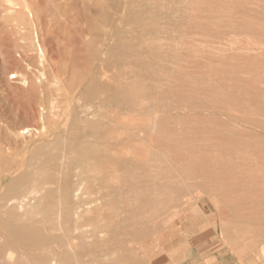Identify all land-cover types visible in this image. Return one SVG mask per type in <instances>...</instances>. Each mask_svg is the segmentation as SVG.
<instances>
[{
  "label": "rangeland",
  "instance_id": "rangeland-1",
  "mask_svg": "<svg viewBox=\"0 0 264 264\" xmlns=\"http://www.w3.org/2000/svg\"><path fill=\"white\" fill-rule=\"evenodd\" d=\"M13 1L14 4L17 2L15 8L7 0H0V163L4 162L0 164V245L4 241L11 246L12 242L15 243L13 251L10 248L15 263L52 264L58 261L56 250L60 249L57 250L58 255L62 250H75L70 257L72 264H264V0H131L132 3L130 0H116L114 6L108 0ZM25 1H33L34 14H38L34 15L35 21L31 20L32 15H27L30 14L28 11H20ZM53 1L56 3V6L53 4L54 8L60 5L59 10L53 9ZM154 4H158V7ZM4 7H7L6 12H3ZM94 10L99 11L94 13ZM134 11L137 15H134ZM53 21H56L55 24L51 23ZM113 54L115 58L119 56L115 61ZM157 58H160L159 63ZM140 64L142 67L138 66ZM38 72H41V77ZM95 73L106 78L98 79ZM92 76L95 79H91ZM97 79L102 81L98 83ZM85 91H91V95H85ZM91 99L96 104H92ZM115 100L120 103L116 104ZM74 106H77V111ZM79 108L91 114L85 118ZM72 114L78 116L77 120L80 118L78 124L72 122ZM103 116L108 119L104 120ZM99 118L103 125L95 128L91 122ZM84 119L91 120L85 125ZM81 122L84 123L82 126ZM21 128L25 135H17ZM28 130L30 134H27ZM56 131L57 135L64 137L61 153L56 158L60 160L59 166L56 165L58 160L55 159L54 164L52 160L35 154L34 150L44 143L46 137L52 140ZM72 132L77 135L78 141L70 134ZM84 144L89 148L91 144L94 154L98 153L99 157L94 156L95 160L102 157L107 161V173H104L108 176H95L99 171L93 173L90 170L93 173L90 174L87 168L86 173L81 171L83 168L76 173L78 167L72 162L77 160L76 155L80 152L74 155L69 153L68 156L65 149L72 145L83 148ZM15 158L22 161L19 163ZM61 161H68V167L64 168L66 163ZM27 162L32 167L27 166ZM14 163L16 168L12 166ZM39 163L42 168L36 167ZM53 164L56 166H51ZM21 169L33 174L24 183L28 190L26 187L23 190L27 192L33 185L44 184L42 177L49 173L54 180L69 173L78 181L81 189L83 185L86 188L79 191V196H82L80 201L77 200V205L88 202L89 196V201L91 197L93 200L98 195L97 189L93 197L95 187L99 188L101 181H107L105 204L97 208L94 214L82 209L80 212L85 210L84 216L78 218L71 215L73 220L70 219L67 224L69 227L61 225L59 213L63 208L60 202L56 204L61 189L52 183L58 197L49 206L55 207L50 209L47 206L45 210L31 212V216L39 220L37 223L42 226L39 228L43 229L42 236L47 242L37 246L29 243L19 245L4 226L3 222L13 219L3 202L6 197L19 195L8 190L12 188V178L19 175ZM147 176H152V179H146ZM88 178L96 185L91 180L87 181ZM133 179L144 189L135 192L128 184L134 182ZM165 184L169 188L166 189ZM90 189L93 192L87 195ZM71 207L74 211L76 205L71 204ZM56 209H59V213ZM85 216L87 220H90L89 217L94 220L87 221ZM44 217L48 218L45 227L41 223ZM82 219L88 225L83 224ZM87 245H91L89 249ZM7 252L4 250L0 254L2 259ZM28 252L31 258L27 256Z\"/></svg>",
  "mask_w": 264,
  "mask_h": 264
},
{
  "label": "bare ground",
  "instance_id": "bare-ground-1",
  "mask_svg": "<svg viewBox=\"0 0 264 264\" xmlns=\"http://www.w3.org/2000/svg\"><path fill=\"white\" fill-rule=\"evenodd\" d=\"M42 1V0H41ZM56 1V0H55ZM55 1H53L52 2V6H53V4L55 3ZM58 1V0H57ZM95 1V0H94ZM98 0H96V2H97ZM125 1V0H124ZM137 1V0H136ZM7 2L8 3H11L10 5H12V4H14V1L13 0H7ZM7 2H5V3H7ZM33 2V1H32ZM29 3V1L27 2V1H25L24 2V4L21 6L22 8H20L19 6V8L21 9L20 11L22 12V13H25L26 11H28L27 13H30V14H27V15H32V19L31 20H34L33 18H34V15L35 16H38V14H34V11H36L35 10V8H34V3ZM48 2V1H47ZM68 3H69V1H67ZM73 2V1H72ZM108 2H109V4H112L113 6H114V4L116 3V0H108ZM120 2H121V0H120ZM127 2V1H126ZM130 2H131V0H130ZM3 3V2H2ZM36 3V5L38 4L37 2H35ZM68 3H66L67 4V6H68ZM82 3H84V1L82 2ZM132 3V2H131ZM142 3H146V2H144V1H142ZM174 3V2H173ZM181 3V2H180ZM60 4V3H59ZM58 4V5H59ZM70 4V3H69ZM85 4V3H84ZM121 4V3H120ZM122 4H123V2H122ZM125 4V3H124ZM129 4V3H128ZM148 4V3H147ZM146 4V5H147ZM15 5H17V2H16V4H14V8H15ZM47 5H48V3H47ZM98 5H99V3H98ZM117 5V4H116ZM115 5V6H116ZM136 5V4H135ZM140 5V3L138 4V6ZM149 5V4H148ZM153 5V4H152ZM155 5V4H154ZM158 5V4H157ZM157 5H155V6H157ZM50 6V5H49ZM54 6H56V3H55V5ZM54 6H53V9H55V10H59V6L58 7H56V8H54ZM66 6V5H65ZM64 6V7H65ZM66 6V7H67ZM71 6L72 7H74L72 4H71ZM79 6H80V4H79ZM82 6V5H81ZM124 6H126V5H124ZM155 6H153V7H155ZM161 6V5H160ZM172 6V5H171ZM1 7V6H0ZM97 8L99 7V6H96ZM109 7H110V5H109ZM119 7V6H118ZM130 7V6H129ZM132 7V6H131ZM142 7H144V6H142ZM142 7H140V9L142 8ZM146 7H148V6H146ZM145 7V8H146ZM149 7H152V6H149ZM152 7V8H153ZM158 7V6H157ZM168 7H170V6H168ZM5 8H7V7H4V9ZM17 8V7H16ZM68 8H71V7H68ZM75 8H77V7H75ZM74 8V9H75ZM79 8V7H78ZM119 8H122L121 6L119 7ZM144 8V9H145ZM162 8V7H161ZM164 8V7H163ZM18 9V8H17ZM46 9H51V8H49V7H47ZM53 9H51V10H53ZM73 9V10H74ZM83 9H85V6H83ZM103 7H102V11H103ZM105 9H107L106 7H105ZM143 9V8H142ZM155 9V8H154ZM8 10H10V8L8 9ZM7 10V11H8ZM11 10H14L13 8H11ZM26 10V11H25ZM113 10V9H112ZM116 10V9H115ZM126 10V9H125ZM145 10H147V9H145ZM165 10V9H164ZM25 11V12H24ZM65 11H67V9L65 10ZM75 11V10H74ZM78 11H80V9L78 10ZM84 11V10H83ZM96 11H99V10H94V13L96 12ZM120 11H122V10H120ZM124 11V10H123ZM148 11H150V10H148ZM157 11V10H156ZM3 12H6V9H5V11H3ZM12 12V11H11ZM63 12H64V9H63ZM106 12H107V10H106ZM108 12H110V11H108ZM107 12V13H108ZM113 12V11H112ZM116 12V11H115ZM135 12V11H134ZM152 12H155V11H152ZM165 12V11H164ZM167 12V11H166ZM32 13V14H31ZM66 12H64V14H65ZM75 13V12H74ZM77 13V12H76ZM75 13V14H76ZM124 13V12H123ZM132 13H133V10H132ZM137 12H135V14L134 15H137L136 14ZM144 13V12H143ZM145 13H147V12H145ZM157 14H160L161 15V13H158V12H156ZM175 13V12H174ZM64 14H62V15H64ZM68 14V13H67ZM67 14H66V16H67ZM116 14V13H115ZM127 14V13H126ZM125 14V15H126ZM131 14V13H130ZM162 14H164V13H162ZM168 14V13H167ZM170 14V13H169ZM20 15V14H19ZM18 15V16H19ZM23 15V14H22ZM96 15H97V13H96ZM117 15V14H116ZM115 15V16H116ZM121 15V14H120ZM128 15V14H127ZM126 15V16H127ZM166 15V14H165ZM7 16V15H6ZM10 16H12V14L10 15ZM44 16V15H43ZM47 15H45V17H46ZM65 16V15H64ZM65 16V17H66ZM75 16V15H74ZM112 16V15H111ZM115 16H114V18H115ZM119 16V15H118ZM145 16V15H144ZM167 16V15H166ZM45 17H43V18H45ZM53 17V16H52ZM76 17V16H75ZM107 17H108V14H107ZM110 17V16H109ZM129 17H130V15H129ZM139 17V16H138ZM162 17H163V15H162ZM165 17V16H164ZM168 17L170 18L171 16H169L168 15ZM20 18V17H19ZM46 18H49V16H47ZM68 18V17H67ZM87 18V17H86ZM85 18V19H86ZM131 18V17H130ZM129 18V19H130ZM135 18H136V16H135ZM144 18V17H143ZM142 18V19H143ZM151 18H153V17H151ZM156 18L157 17H155L154 19L156 20ZM168 18V19H169ZM52 19V18H51ZM111 19V18H110ZM133 19V18H132ZM140 18H138L137 20H139ZM145 19V18H144ZM162 19V18H161ZM18 20H20V19H18ZM48 20H50V19H48ZM67 20V19H66ZM70 20H73V19H71L70 18ZM76 20V19H75ZM86 20H88V18L86 19ZM127 20V19H126ZM125 20V21H126ZM134 20V19H133ZM146 20V19H145ZM153 20V19H152ZM163 20H164V18H163ZM180 20V19H179ZM23 21V20H22ZM25 21V20H24ZM23 21V22H24ZM35 21V20H34ZM63 21H65V20H63ZM74 21V20H73ZM90 21V20H89ZM89 21L87 22L88 24H89ZM136 21V20H135ZM143 21V20H142ZM141 21V22H142ZM166 21H168V20H166ZM17 22V25H19L18 24V21H16ZM26 22V21H25ZM28 22V21H27ZM43 22H44V20H43ZM54 22H56V21H53V22H51V23H54ZM67 22V21H66ZM92 22H93V20H92ZM137 22V21H136ZM138 22H140V21H138ZM161 22V21H160ZM22 23V22H21ZM29 23V22H28ZM32 23L34 24L35 22H33L32 21ZM40 23V22H39ZM70 23V22H69ZM131 23V22H130ZM162 23H164L163 21H162ZM30 24V23H29ZM32 24V25H33ZM55 24V23H54ZM58 24H59V22H58ZM68 24V23H67ZM137 24H139V23H137ZM8 25V24H7ZM21 25V24H20ZM31 25V24H30ZM34 25H36V24H34ZM37 25H38V23H37ZM41 25V24H40ZM45 25L47 26V28H48V24H47V22L45 21ZM139 25H141V24H139ZM16 26V25H15ZM46 26H43L44 28H46ZM51 26V25H50ZM66 26V25H65ZM11 27H13V26H11ZM22 27V26H21ZM88 27V26H87ZM86 27V28H87ZM152 27V26H151ZM14 28H17V27H14ZM14 28H11V29H14ZM34 28V27H33ZM148 29H149V27H147ZM156 28V27H155ZM18 29V28H17ZM21 29V28H20ZM51 29V28H50ZM139 29V28H138ZM157 29V28H156ZM19 30V29H18ZM140 30V29H139ZM142 30H144V29H142ZM141 30V31H142ZM150 30V29H149ZM154 29H152V34H153V31ZM22 31H23V29H22ZM108 31V30H107ZM117 31V30H116ZM115 31V32H116ZM156 31V30H155ZM19 33H20V31H18ZM40 32H41V30H40ZM87 32H88V30H87ZM118 32V31H117ZM19 33H18V35H19ZM105 33V32H104ZM103 33V34H104ZM132 33V32H131ZM137 33V32H136ZM159 33V32H158ZM86 34V33H85ZM100 34H102V33H100ZM106 34V33H105ZM138 34V33H137ZM163 34V33H162ZM166 34V33H165ZM20 35H21V33H20ZM149 35V34H148ZM160 35V34H159ZM117 36V35H116ZM127 36V35H126ZM132 36H134V35H132ZM161 36V35H160ZM163 37H165V36H163ZM8 38V37H7ZM120 38H122V37H120ZM129 38H130V36H129ZM128 38V39H129ZM133 39L135 38V36L134 37H132ZM167 38V37H166ZM39 39V38H38ZM117 39H118V37H117ZM124 39H126V38H123V40ZM139 39V38H138ZM132 40V39H131ZM41 41V40H40ZM144 41V40H143ZM150 41V40H149ZM37 42H39V40L37 41ZM35 44H36V42H34ZM120 43H121V41H120ZM35 44H34V46H33V48L35 47ZM118 44V43H117ZM132 44V43H131ZM37 45V44H36ZM39 45V44H38ZM41 46H42V44H40ZM123 45V44H122ZM142 45V44H141ZM40 46V47H41ZM126 45H124V47H125ZM133 46V45H132ZM31 47V46H30ZM39 47V46H38ZM39 47V48H40ZM127 47V46H126ZM135 48V47H134ZM129 49V48H128ZM133 49V48H132ZM131 49V50H132ZM122 50V49H121ZM114 51V50H113ZM124 52V51H123ZM110 53V52H109ZM117 53H119V52H117ZM140 53V52H139ZM165 53V52H164ZM121 54H123V53H121ZM126 54V53H125ZM131 54H133V53H131ZM144 54V53H143ZM153 54H155V53H153ZM9 55V54H8ZM114 55L115 54H113L112 56H113V58L112 59H114L113 61H115V59H118V57L119 56H117V58H115L114 57ZM129 55V54H128ZM139 56H140V54H138ZM146 55V54H145ZM158 55H159V53H158ZM177 55V54H176ZM41 56V55H40ZM57 56V55H56ZM116 56V55H115ZM129 56H131V55H129ZM161 56V55H160ZM9 57V56H8ZM121 57V56H120ZM123 57V56H122ZM134 57V56H133ZM146 57H148V56H146ZM154 57H155V55H154ZM106 58H109V57H107L106 56ZM126 58V57H125ZM135 59H136V57H134ZM149 58H151V57H149ZM110 59V58H109ZM121 59V58H120ZM119 59V60H120ZM131 59V58H130ZM134 59V60H135ZM140 59V58H139ZM155 59V58H154ZM158 59V58H157ZM160 59V58H159ZM159 59H158V63H159ZM105 60H107V59H105ZM118 60V61H119ZM122 60V59H121ZM134 60H132V61H134ZM108 61V60H107ZM111 61V60H110ZM124 61V60H123ZM136 61V60H135ZM135 61H134V64H136L135 63ZM161 61V60H160ZM121 62V61H120ZM120 62H118V63H120ZM129 62V61H128ZM137 62V61H136ZM148 62H149V60H148ZM130 63H131V61H130ZM129 63V64H130ZM138 63V62H137ZM151 63V62H150ZM153 63V62H152ZM155 63V62H154ZM133 64V63H132ZM156 65H157V63H155ZM111 65H113V63L111 64ZM122 65H124V63H122ZM127 65V64H126ZM114 66V65H113ZM138 66H141V64L140 65H138ZM8 67H9V65H8ZM142 67V66H141ZM122 68V67H121ZM163 68V67H162ZM7 69V68H6ZM80 69V68H79ZM144 69V68H143ZM164 69V68H163ZM5 71V69H2L1 71ZM102 70H104V68L102 69ZM101 70V71H102ZM125 70V69H124ZM141 70H142V68H141ZM154 70V69H153ZM144 71L146 72V70L144 69ZM150 71V70H149ZM6 72V71H5ZM12 72V71H11ZM11 72H9V74H11ZM107 72V71H106ZM128 72V71H127ZM131 72V71H130ZM14 73V72H13ZM39 73V72H38ZM37 73V74H38ZM105 73V72H104ZM137 73V72H136ZM152 73V72H151ZM2 74H3V72H2ZM7 74V73H6ZM41 74V72L39 73V77H41L42 75H40ZM43 74V73H42ZM96 74V73H95ZM97 74H98V72H97ZM96 74V75H97ZM100 74V73H99ZM98 74V75H99ZM106 74V73H105ZM150 74V73H149ZM97 75V76H98ZM109 75V74H108ZM113 75V74H112ZM116 75H117V73H116ZM141 75H142V73H141ZM145 75H146V73H145ZM94 76V75H93ZM93 76H92V78L91 79H95V77L93 78ZM113 76H115V75H113ZM143 76V75H142ZM116 77V76H115ZM119 76H117V78H118ZM124 77H125V75H124ZM99 78H103V79H105L102 75L101 76H98V79ZM116 78V79H117ZM120 78V77H119ZM141 78H143V77H141ZM91 79H90V81H91ZM98 79H97V81H98ZM109 79V78H108ZM110 79H111V77H110ZM114 79V78H113ZM113 79H112V81H113ZM140 79V78H139ZM26 80H28V79H26ZM26 80H24L23 82H25ZM119 80V79H118ZM124 80V79H123ZM97 81L95 82V84L97 83ZM99 81H102V79L101 80H99ZM99 81H98V83H99ZM105 81H107V80H105ZM117 81V80H116ZM115 81V82H116ZM92 82V81H91ZM114 82V81H113ZM135 82V81H134ZM144 82V81H143ZM93 83H94V81H93ZM101 83H103V82H101ZM107 83H109V82H107ZM107 83H105V84H107ZM111 83V82H110ZM118 83H120V82H118ZM126 83V82H125ZM129 83V82H128ZM151 83V82H150ZM158 83H160V82H158ZM141 84H143V83H141ZM152 84V83H151ZM154 84V83H153ZM79 85V84H78ZM112 85H113V83H112ZM126 85V84H125ZM160 85V84H159ZM161 85H162V83H161ZM164 85V84H163ZM88 86H89V88H90V85L88 84ZM87 86V87H88ZM93 86V85H92ZM99 86V85H98ZM101 86H103L102 84H101ZM105 86V85H104ZM103 86V87H104ZM107 86H109V84L107 85ZM110 86H111V84H110ZM118 86H119V84H118ZM118 86L116 87V88H118ZM20 87V86H19ZM33 88L35 87V86H32ZM31 87V88H32ZM86 87V88H87ZM94 87V86H93ZM95 87H96V85H95ZM94 87V88H95ZM147 87H149V85L147 86ZM86 88H84V89H86ZM98 88V87H97ZM133 88V87H132ZM7 89H9V87L7 88ZM91 89V88H90ZM103 89V88H102ZM110 89H112V87L110 88ZM114 89V88H113ZM129 89H131V88H129ZM41 90V89H40ZM58 90V89H57ZM109 90V89H108ZM117 90H119V88L117 89ZM123 90H124V88H123ZM126 90V89H125ZM151 90V89H150ZM47 91V90H46ZM113 91H115V90H113ZM80 92H84V91H80ZM88 92V91H87ZM89 92H91V91H89ZM86 93V91H85V95H88V94H90V93ZM149 92V91H148ZM128 93V92H127ZM5 94V93H4ZM12 94V93H11ZM73 94V93H72ZM82 94V93H81ZM83 94V95H84ZM104 94V93H103ZM112 94V93H111ZM114 94V93H113ZM155 94H158V93H155ZM71 95V94H70ZM80 95V94H79ZM84 95V96H85ZM91 95V94H90ZM102 95V94H101ZM124 95H125V92H124ZM128 95V94H127ZM83 96V97H84ZM100 96V95H99ZM109 96H111V95H109ZM13 97V96H12ZM79 98H81L80 96H78ZM83 97H82V99H83ZM95 97H96V95H95ZM108 97V96H107ZM126 97V96H125ZM14 98V97H13ZM78 98V99H79ZM92 98H94V96L92 97ZM97 98V97H96ZM112 98V97H111ZM4 99V98H3ZM86 99V98H85ZM84 99V100H85ZM107 99H109V98H107ZM123 99V98H122ZM2 100V99H1ZM94 100H95V98H94ZM120 100V99H119ZM26 101V100H25ZM106 101V100H105ZM122 101V100H121ZM133 101V100H132ZM24 102V101H23ZM91 102H93L92 101V99H91ZM113 102V101H112ZM111 102V103H112ZM88 103V102H87ZM98 103V102H97ZM106 103V102H105ZM115 103H116V100H115ZM118 103H120V102H118ZM118 103H116V104H118ZM131 103V102H130ZM135 103V102H134ZM92 104H96V103H92ZM109 104V103H108ZM127 104V103H126ZM84 105H86V104H84ZM88 105H90V103L88 104ZM92 106H94V105H92ZM97 106H98V104H97ZM121 106V105H120ZM132 106V105H131ZM17 107V106H16ZM77 107V106H76ZM76 107L74 106V109H76ZM87 108H89L88 106H86ZM106 107H107V105H106ZM106 107L104 108L105 110H106ZM127 107V106H126ZM133 107V106H132ZM9 108V107H8ZM29 108V107H28ZM54 108V107H53ZM92 108V107H91ZM95 108H97V107H95ZM19 109H21L20 107H19ZM73 109V110H74ZM101 109V108H100ZM121 109V108H120ZM128 109V108H127ZM13 110V109H12ZM22 110H24V109H22ZM31 110V109H30ZM37 110V109H36ZM54 110V109H53ZM73 110H71L72 111V113H74V112H76L77 111V109H76V111H73ZM81 109L79 108V111H80ZM89 110V109H88ZM92 110V109H91ZM94 110V109H93ZM92 110V111H93ZM17 112H18V109H17ZM17 112H15V113H17ZM53 112V111H52ZM81 113H82V116H84L85 118H86V116H88L89 114H91L90 113V111H89V114H88V112H87V110H85V109H82L81 111H80ZM79 112V113H80ZM93 112H95V111H93ZM102 112V111H101ZM107 112V111H106ZM22 113V112H21ZM23 113H25V111L23 112ZM99 113L100 112H98V115H99ZM3 114V113H2ZM13 114V113H12ZM71 114V113H70ZM74 114H77V113H74ZM74 114H72L71 115V118L74 116ZM93 114V116L94 115H96V113H92ZM155 114V113H154ZM25 114H23V116H24ZM81 115V114H80ZM97 115V117H99ZM103 115H104V113H103ZM113 115V114H112ZM17 116H20V115H17ZM7 117V116H6ZM6 117H4V119H6ZM21 117V116H20ZM39 117V116H38ZM74 117L76 118V120L74 119ZM72 119L73 120H75V121H73L72 119V122H76L77 123V121L78 122H80L79 121V119L77 120V117L76 116H74ZM80 117V116H79ZM104 117V116H103ZM103 117H101V119L103 118ZM24 118V117H23ZM25 118H26V116H25ZM35 118V117H34ZM70 118V117H69ZM82 118V117H81ZM91 118V117H90ZM105 119L104 120H107L106 119V117H104ZM1 119V118H0ZM9 119V118H8ZM18 119V118H17ZM22 119V118H21ZM44 119V118H43ZM7 120V119H6ZM29 120V119H28ZM91 120V119H90ZM89 120V121H90ZM95 121H93V123L91 122V124H93V126L96 128L97 126H100V118L99 119H94ZM25 121V120H24ZM46 121V120H45ZM45 121H44V123H45ZM84 123H85V125H87V123H89V121H87L86 119H84V120H82ZM102 121V120H101ZM1 122H2V120H1ZM17 122H19V121H17ZM83 122H81V126H82V123ZM106 122V121H105ZM74 124V125H76L77 126V124ZM83 123V124H84ZM104 123V122H103ZM108 123H109V121H108ZM12 124V123H11ZM32 124V123H31ZM45 124H47V121H46V123ZM68 124V123H67ZM103 124H101V126H102ZM111 125V124H110ZM45 126H47V125H45ZM49 126V125H48ZM47 126V127H48ZM66 126V125H65ZM70 126V125H69ZM89 126V125H88ZM92 126V125H91ZM111 126H113L114 127V125L112 124ZM42 127V126H41ZM44 127V126H43ZM42 127V128H43ZM71 127V126H70ZM75 127V126H74ZM41 128V129H42ZM66 128H69L68 126L66 127ZM87 128H89V130H95V129H90V127H87ZM98 128H100V127H98ZM22 129V128H21ZM31 129V128H30ZM44 129V128H43ZM108 129V128H107ZM112 129H114V128H112ZM127 129V128H126ZM144 129V128H143ZM66 130V129H65ZM70 130V129H69ZM71 130H73V129H71ZM79 130V129H78ZM78 130H77V132H78ZM85 130V129H84ZM87 130V129H86ZM85 130V131H86ZM26 131V130H25ZM32 131V130H31ZM40 131V130H39ZM61 131V130H60ZM76 131V130H75ZM30 131L28 130L27 131V134L29 133ZM66 132V131H65ZM65 132H64V135H65V137H66V134H65ZM68 132V131H67ZM81 132V131H80ZM91 132V131H90ZM99 132V131H98ZM101 132V131H100ZM119 132V131H118ZM129 132H131V131H129ZM55 133V132H54ZM83 133V132H82ZM87 133H89V132H87ZM86 133V134H87ZM94 133V132H93ZM93 133H92V135H93ZM107 133V132H106ZM143 133V132H142ZM12 134V133H11ZM18 134H20V135H25V132H24V129H22L19 133H17V135ZM30 134V133H29ZM35 134H37V133H35ZM59 134V133H58ZM70 134H73V132L72 133H70ZM85 134V133H84ZM85 134V135H86ZM74 135V134H73ZM105 135V134H104ZM29 136V135H28ZM32 136V135H31ZM81 136V135H80ZM103 136V135H102ZM133 136V135H132ZM139 136V135H138ZM72 137V136H71ZM73 137H75V139L77 138V135L75 136H73ZM84 137V136H83ZM82 137V138H83ZM88 137V136H87ZM127 137V136H126ZM125 137V138H126ZM137 137V136H136ZM64 138V137H63ZM63 138H62V136H60V135H57V131H56V133H55V136L53 137V139L51 140L50 139V137H49V139H48V137H46L45 139H44V143L42 144V145H40L39 144V146L37 147V148H35L34 150H35V154H39V155H41L40 157H45V158H48V160H52V162L54 163V164H56V165H58L59 164V161L60 160H58V159H56V158H58L59 156V153H61V142H62V144H63ZM68 138V137H67ZM103 138V137H102ZM128 138V137H127ZM135 138V137H134ZM139 138V137H138ZM18 140H19V138H17ZM61 139H62V141H61ZM66 139V138H65ZM79 139V138H78ZM92 139V138H91ZM107 139V138H106ZM20 140H21V137H20ZM67 140V139H66ZM77 140V139H76ZM80 140V139H79ZM82 140V139H81ZM87 140V139H86ZM97 140V139H96ZM101 140V139H100ZM23 141H24V139H23ZM78 141V140H77ZM101 141H103V140H101ZM117 141H119V140H117ZM116 141V143L118 144V142ZM16 142H17V140H16ZM19 142H21V141H19ZM66 144H67V141L65 142ZM70 144H73L72 142H69ZM79 143H80V141H79ZM83 143V142H82ZM90 143V142H89ZM89 143H86L87 145H89ZM98 143H100V142H98ZM103 143V142H102ZM109 143V142H108ZM25 144V143H24ZM96 144V143H95ZM94 144V145H95ZM106 144V143H105ZM85 145V144H84ZM93 145V146H94ZM97 145V144H96ZM95 145V146H96ZM102 145V144H101ZM104 145V144H103ZM111 145V144H110ZM16 146V145H15ZM23 146V145H22ZM21 146V147H22ZM25 146V145H24ZM23 146V147H24ZM98 147H99V144L97 145ZM106 146H107V144H106ZM12 147V146H11ZM22 147V148H23ZM68 148H66L65 149V153H68V156H70V154L72 155H74V153L75 152H80L78 155H76L77 157H76V161L75 162H72L71 160V162L72 163H74L75 164V166L76 167H78V168H76L77 170H76V173L77 172H84L85 171V173H86V170L88 169V172L91 170L93 173H95L94 171H99V175L98 174H95V176L97 175V176H100V177H105V175H107V174H105L104 172H106L107 171V167H108V164H107V161L105 160V159H102V157H101V159L100 160H95L94 159V156H97V157H99L98 156V153H97V155L96 154H94L95 153V151L94 150H91V144H90V148L89 147H87L86 145L85 146H83V148H80L78 145H75V146H71V147H69V146H67ZM98 147L97 148H95L94 147V149L96 150V149H98ZM104 147H105V145H104ZM105 148H107V147H105ZM27 149V148H26ZM101 151H102V149H100ZM107 150V149H106ZM30 151V150H29ZM32 151V150H31ZM23 152V151H22ZM98 152H100V151H98ZM103 152V151H102ZM70 153V154H69ZM101 153V152H100ZM104 153V152H103ZM103 153H102V155H103ZM108 153V152H107ZM107 153H106V156H107ZM18 154V153H17ZM117 154V153H116ZM19 155V154H18ZM20 155H22V154H20ZM67 155V154H66ZM99 155H101V154H99ZM115 155V154H114ZM58 156V157H57ZM65 156V155H64ZM104 156V155H103ZM109 156V155H108ZM14 157H15V155H14ZM21 157H23V155L21 156ZM28 157V156H27ZM72 157V156H71ZM96 157V158H97ZM117 157V156H116ZM166 157V156H165ZM30 158V157H29ZM66 158V157H65ZM73 158V157H72ZM104 158H106V157H104ZM114 158V157H113ZM16 159V158H15ZM14 159V160H15ZM18 159V158H17ZM16 159V160H17ZM27 159V158H26ZM43 159V158H42ZM55 159L56 160H58V161H56V163H55ZM69 159H70V157H69ZM97 159H99V158H97ZM115 159V158H114ZM16 160H15V162H16ZM33 160H35V158L33 159ZM48 160H47V162H48ZM54 160V161H53ZM62 160V159H61ZM73 160V159H72ZM161 160V163L163 162L162 161V159H160ZM0 161H1V159H0ZM6 162H7V160H5ZM22 160H20V162H21ZM42 160H40V162H41ZM17 162H19V159H18V161ZM19 162V163H20ZM26 162V161H25ZM29 162V161H28ZM27 162V163H28ZM32 162V161H31ZM35 162V161H34ZM33 162V163H34ZM51 162V163H52ZM62 163L63 162H65V161H61ZM66 162H68V161H66ZM65 162V163H66ZM70 162V163H71ZM168 162V161H167ZM1 163H3L4 164V162L2 161ZM0 163V164H1ZM19 163L17 164V165H19ZM32 163V165L33 166H35V164H33ZM44 163V162H43ZM45 163H46V161H45ZM44 163V164H45ZM50 163V164H51ZM160 163V162H159ZM9 164H10V166H11V160L9 161ZM51 165V166H56V165ZM69 164V163H68ZM167 164V163H166ZM15 166V163L14 164H12V166ZM27 165V164H26ZM90 165V166H89ZM174 165V164H173ZM27 166H29V167H32L31 166V164H29L28 163V165ZM41 167V163H39V165L38 164H36V167ZM59 166V165H58ZM57 166V167H58ZM67 166V163H66V165L64 166L63 165V167L65 168ZM107 166V167H106ZM0 167H1V165H0ZM5 167V166H4ZM17 166H15L14 168H16ZM35 167V168H36ZM37 167V168H38ZM43 167V166H42ZM41 167V168H42ZM46 167H47V163H46V166H45V169H46ZM57 167H54V168H56V170H57ZM68 167V166H67ZM79 167H81V168H79ZM124 167V166H123ZM153 167V166H152ZM171 167V166H170ZM11 168H13V167H11ZM11 168H9L10 170H11ZM26 168V167H25ZM41 168H40V170H41ZM71 168H72V166H71ZM83 168V170H81ZM85 168H87V169H85ZM160 168V167H159ZM26 169H28V168H26ZM25 169V170H26ZM30 169V168H29ZM33 169H34V167H33ZM68 169V168H67ZM67 169H65V170H67ZM70 169V168H69ZM79 169V170H78ZM123 169V168H122ZM169 169V168H168ZM24 170V171H25ZM37 170H39V169H37ZM40 170L38 171V173H40ZM44 170V169H43ZM63 170V169H62ZM64 170V172L66 173V171ZM75 170V169H74ZM81 170V171H80ZM119 170H121V169H119ZM170 170V169H169ZM8 171V170H7ZM22 171V169L20 170V172ZM58 171V170H57ZM90 171V174L92 173ZM125 171V170H124ZM136 171V170H135ZM174 171V170H173ZM56 172V171H55ZM67 172H68V170H67ZM87 172V173H88ZM126 172H128V171H126ZM137 172V171H136ZM158 172V171H157ZM168 172V171H167ZM187 172V171H186ZM34 173H37L36 171L34 172ZM62 173V172H61ZM75 173V172H74ZM85 173H82L83 175L85 174ZM92 173V174H93ZM107 173V172H106ZM121 173V172H120ZM164 173V172H163ZM51 173H49V174H47L48 176H46V177H42V179H44V184L43 183H40V185H38V184H36L35 185V187H34V185H33V187L27 192L26 190H28V187L27 186H25L26 187V192L23 190V188L25 189V187H24V183H25V181L28 179V178H30V177H32L33 176V174L31 173V172H21L19 175L17 174V176H16V174H15V176L16 177H14V178H12V188L11 189H9L8 191L9 192H13V193H16V194H19V195H15V196H13V197H6V196H4V197H6L7 199L3 202V206L5 207V206H7V212L10 214V216H11V218L13 219L12 221H6V222H3L4 223V226H5V228H6V231H7V233H9L11 236H13L14 238H16L17 240H18V244L19 245H22V246H25V245H27V243H29V244H33V245H40V244H43V243H46L47 241H46V239L45 238H43V236H42V230H40V228H39V226H41V225H39L37 222L39 221V220H36L35 219V217H32L31 215V212L32 211H34V210H39V209H43V210H45L46 208H47V206H49L50 204H54L55 203V201H56V199H57V195H55L57 192V190L56 189H54L53 188V185H51L52 183H54V184H57V187H58V189H61L60 191H61V196L58 198V200L59 201H57V203L56 204H58V202H60V204H61V211H62V213L60 214L59 213V209H56L58 212L57 213H59V215H60V217H61V225H67V224H69L70 223V219H72L71 218V215H76L75 217H82V216H84L85 214V210H83L82 212H80L82 209H87V211L86 212H91L92 214H94V211L96 212L97 210V208L99 209V207L100 206H102V205H104L103 204V202H104V200H106V199H104V196H105V191H106V188H107V183H105V182H107V181H101L100 182V180H99V182H100V185H98L99 186V188H96L95 187V190H94V194H93V197L95 196V191H96V193H97V189H98V195L96 194V196L94 197V199L92 200V197H91V200L89 201V199H90V196H89V199H88V202L86 201V202H84V203H82V204H79V205H77V200L79 199V201H80V197L82 196L81 194V196H79V191L81 190V191H83V188L84 189H86L85 187H84V185H83V188L81 189V185H79V183H78V181L76 180V179H74V177L72 176H69V173H68V175H62V176H59L57 179H55L54 180V177H52V176H49ZM67 174V173H66ZM73 174V173H72ZM105 174V175H104ZM125 174V173H124ZM126 174H128V173H126ZM184 174V173H183ZM37 175V174H36ZM40 175V174H39ZM39 175H37V176H39ZM44 175V174H43ZM56 175V174H55ZM60 175V174H59ZM73 175H75V174H73ZM77 175V174H76ZM88 175H89V173H88ZM112 175V174H111ZM10 176H11V174H10ZM14 176V175H13ZM80 176H81V174H80ZM108 176V175H107ZM34 177H36V176H34ZM88 177H92V176H88ZM94 177V176H93ZM118 177H119V175H118ZM121 177V176H120ZM151 177V179H152V176H147V177H145L146 179H149ZM56 178V177H55ZM77 178H78V176H77ZM106 178H108V177H106ZM9 179V178H8ZM31 179V178H30ZM33 179V178H32ZM38 179V178H37ZM37 179H35V181L37 180ZM102 179V178H101ZM124 179V178H123ZM193 179V178H192ZM9 180H11V179H9ZM85 180V179H84ZM83 180V181H84ZM89 180V182H90V180L91 179H87V181ZM96 180H98V179H96ZM130 180V179H129ZM169 180H170V178H169ZM173 180V179H172ZM92 181V180H91ZM127 181V180H126ZM133 181H134V179H133ZM8 182V181H7ZM9 182H11V181H9ZM40 182H42L41 181V179H40ZM162 182V181H161ZM30 183V182H29ZM36 183V182H35ZM45 183H46V185H45ZM50 184L49 186H48V184ZM91 183H93V181L91 182ZM95 183V182H94ZM93 183V184H94ZM98 183V182H97ZM139 182H129L128 184H130L131 186H132V188L135 190V192L136 191H138L139 189L140 190H143L144 188V186L142 185V184H138ZM32 184H33V182H32ZM81 184H83V183H81ZM85 184H87V183H85ZM90 184V183H89ZM11 185V184H10ZM25 185H27V184H25ZM95 185H96V183H95ZM94 185V186H95ZM145 185V184H144ZM32 186V185H31ZM30 185H29V187H31ZM51 186V187H50ZM91 186H92V184H91ZM110 186V185H109ZM108 186V187H109ZM5 187H7V186H5ZM89 187V186H88ZM112 187V186H111ZM110 187V188H111ZM115 187V186H114ZM113 187V188H114ZM121 187V186H120ZM119 187V188H120ZM123 187H126V186H123ZM123 187H121V188H123ZM183 187V186H182ZM90 188V187H89ZM116 188V187H115ZM121 188H120V190H121ZM165 188L167 189V188H169L168 187V185L167 184H165ZM133 189H131V192H133ZM5 190H6V188H5ZM12 190V191H11ZM63 190V191H62ZM89 190V189H88ZM111 190V189H110ZM139 190V191H140ZM3 191V190H2ZM86 191V190H85ZM84 191V192H85ZM90 191H91V189H90ZM89 191V194L87 193V192H85V193H87V195H91V193L93 192V191H91L90 192ZM111 191H113V189L111 190ZM116 191V190H115ZM115 191H114V193H115ZM122 191H123V189H122ZM138 191V192H139ZM56 192V193H55ZM83 192V194H85ZM107 192V191H106ZM117 192H119V191H117ZM199 192V191H198ZM63 193V194H62ZM169 193V192H168ZM6 194V193H5ZM142 194V193H141ZM199 194V193H198ZM1 195V194H0ZM14 195V194H13ZM137 195H138V193H137ZM162 195V194H161ZM182 195V194H181ZM3 196H2V198H3ZM167 196V195H166ZM86 197V196H85ZM110 197V196H109ZM108 197V198H109ZM135 197H136V195H135ZM158 197V196H157ZM84 198V197H83ZM82 198V199H83ZM113 198V197H112ZM114 198H116L115 197V195H114ZM123 198V197H122ZM130 198H133V197H130ZM175 198V197H174ZM189 198H190V196H189ZM81 199V200H82ZM152 199H153V197H152ZM154 199H155V197H154ZM1 200V199H0ZM85 200V199H84ZM109 200H111V199H109ZM173 200V199H172ZM106 202V201H105ZM109 202V201H108ZM117 203V202H116ZM1 204L2 203H0V206H1ZM55 204V205H56ZM71 204H75L76 205V207L74 208V211H73V206L71 207ZM106 204H108V203H106ZM157 205V204H156ZM52 207H55V206H53V205H51ZM110 206V205H109ZM51 207V208H52ZM69 207V208H68ZM111 207V206H110ZM114 207V206H113ZM204 207V206H203ZM49 208H50V206H49ZM50 208V209H51ZM92 208V209H91ZM102 208V207H101ZM55 209V208H54ZM72 209V210H71ZM76 209V210H75ZM80 209V210H79ZM88 209H91V210H88ZM3 210V209H2ZM17 210H19L20 212H18ZM69 210H71V212L69 211ZM40 211V210H39ZM5 212H6V210H5ZM4 212V213H5ZM135 212H136V210H135ZM1 213V212H0ZM46 213V212H45ZM107 212H105V214H106ZM48 214V213H47ZM87 214V213H86ZM102 214V213H101ZM103 214H104V212H103ZM35 215V214H34ZM50 215V214H49ZM128 215H129V213H128ZM51 216V215H50ZM90 216V215H89ZM94 216V215H93ZM96 216H98V215H96ZM103 216V218H104V215H101V217ZM74 217V216H73ZM87 216H85V218H86ZM91 217V216H90ZM89 217V219L90 220H87V218H86V220L87 221H91V220H94V219H91ZM125 217V216H124ZM78 218H76V219H78ZM97 218V217H96ZM98 218L100 219V216H98ZM108 218V217H107ZM121 218V217H120ZM134 218V217H133ZM43 220H42V222L41 223H43L44 224V227H45V225H47V222H48V218H46V217H44V218H42ZM75 219V220H76ZM135 219V218H134ZM183 219V218H182ZM7 220V219H6ZM10 220V219H9ZM73 220V219H72ZM74 220V221H75ZM83 220V219H82ZM85 220V219H84ZM83 220V221H84ZM104 220H106V221H108V219H104ZM87 221H84V223L83 224H86V222ZM109 221H111V219L109 220ZM108 221V222H109ZM130 221H131V219H130ZM72 222V221H71ZM77 223V222H76ZM76 223H74V224H76ZM107 223V222H106ZM125 223H127V222H125ZM42 224V225H43ZM83 224H81V225H83ZM100 224V223H99ZM72 225V224H71ZM86 225H88V224H86ZM103 225V224H102ZM105 225V224H104ZM108 225H110V224H108ZM68 227H69V225H67ZM96 227H97V225H95ZM99 226V225H98ZM118 226V225H117ZM42 227V226H41ZM47 227H50V226H47ZM102 227V226H101ZM112 227V226H111ZM111 227H110V229H111ZM82 228H84V227H82ZM98 228V227H97ZM108 228V227H107ZM81 229V228H80ZM103 229V228H102ZM102 229H101V231H102ZM65 230H67V228L65 229ZM83 230H85V228L83 229ZM98 230V229H97ZM114 230V229H113ZM119 230V229H118ZM86 231V230H85ZM111 231V230H110ZM115 231V230H114ZM1 232H2V230H1ZM87 232H89V231H87ZM90 232H92V233H94L93 231H90ZM182 232V231H181ZM43 234H44V232H43ZM47 234V233H46ZM91 234V233H90ZM67 235H69V233L67 234ZM57 236V235H56ZM85 236H87V235H85ZM7 237V236H6ZM46 237H47V235H46ZM64 237H65V235H64ZM90 237H92V236H90ZM171 237V236H170ZM179 237V236H178ZM11 238V237H10ZM116 238V237H115ZM1 239V238H0ZM12 240H14L13 238H11ZM59 239V238H58ZM64 239V238H63ZM69 239V238H68ZM85 239V238H84ZM105 239V238H104ZM169 239V238H168ZM86 240V239H85ZM90 239H88V240H86V241H89ZM97 240V239H96ZM95 240V241H96ZM2 241V240H1ZM0 241V242H1ZM102 241V240H101ZM100 241V242H101ZM164 241V240H163ZM56 242V241H55ZM83 243H85L84 241H82ZM14 242H12V246L15 244H13ZM102 243H103V241H102ZM1 244V243H0ZM50 244V243H49ZM96 244V242H94V245ZM163 244H165V243H163ZM63 246H64V244H62ZM103 245H104V243H103ZM11 245H9V243H8V241H4L3 243H2V245H0V254L1 253H3V251L4 250H7L8 252L6 253V255H5V257H3V259H2V257H1V255H0V264H17V263H15V261H14V255H13V253H12V251H13V247H12ZM17 246V245H16ZM42 246V245H41ZM45 246V245H44ZM46 246H48L47 244H46ZM59 246V245H58ZM57 246V247H58ZM88 246V245H87ZM91 246V245H90ZM90 246H88L87 248L89 249V247ZM97 246V248H99L98 247V245H96ZM68 248H69V246H67ZM70 247H71V245H70ZM262 247V246H261ZM10 248H12L11 250H10ZM20 248V247H19ZM42 248V247H41ZM52 248H54V247H52ZM60 248V247H59ZM63 249H64V247H62ZM68 248H66V249H68ZM72 248V247H71ZM70 248V249H71ZM84 248V247H83ZM95 249H96V247H94ZM93 248V249H94ZM40 249V248H39ZM45 249H46V247H45ZM48 249V248H47ZM92 249V248H91ZM91 249H90V251H91ZM33 250V249H32ZM35 250H36V247H35ZM34 250V251H35ZM54 250H56L55 248H54ZM58 250V249H57ZM57 250H56V255H57V259H58V261L56 260V261H54L52 264H72L71 262H70V257H71V255H73V251H75V250H68V251H63L62 249V252L58 255V252H57ZM60 250V249H59ZM58 250V251H59ZM20 251H21V253H22V250L20 249ZM24 251L25 250H23V253H24ZM89 251V250H88ZM121 251V250H120ZM77 252V251H76ZM75 252V253H76ZM79 252V251H78ZM20 253V254H21ZM29 253L30 252H28V254H27V256H29ZM33 253V252H32ZM53 253H54V251H53ZM37 254V253H36ZM79 254V253H78ZM25 255V254H24ZM40 255H42V254H40ZM53 255H55V254H53ZM81 255V254H80ZM79 255V256H80ZM85 255V254H84ZM88 255H90V254H88ZM92 255V254H91ZM77 256V254L75 255V257ZM83 256V255H82ZM30 258H31V256H29ZM33 257H34V255H33ZM24 258V257H23ZM28 258V257H27ZM37 258H42V257H38L37 256ZM36 258V259H37ZM79 257H77V259H78ZM81 258V257H80ZM34 258H32L31 260H33ZM47 259V258H46ZM54 259V258H53ZM56 259V258H55ZM54 259V260H55ZM24 260V259H23ZM27 260V259H26ZM25 261V260H24ZM40 261L41 260H39V263H40ZM53 261V260H52ZM78 261H80L79 259H78ZM19 262V261H18ZM30 262V261H29ZM152 262H153V260H152ZM20 263H21V261H20ZM76 263H78L77 261H76ZM262 263V262H261ZM30 264H34V263H30ZM38 264V263H37ZM50 264V263H49ZM80 264V263H79Z\"/></svg>",
  "mask_w": 264,
  "mask_h": 264
}]
</instances>
